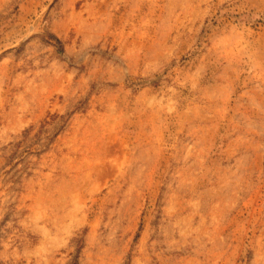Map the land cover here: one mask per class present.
I'll return each instance as SVG.
<instances>
[{
  "label": "rangeland",
  "instance_id": "1",
  "mask_svg": "<svg viewBox=\"0 0 264 264\" xmlns=\"http://www.w3.org/2000/svg\"><path fill=\"white\" fill-rule=\"evenodd\" d=\"M0 264H264V0H0Z\"/></svg>",
  "mask_w": 264,
  "mask_h": 264
}]
</instances>
